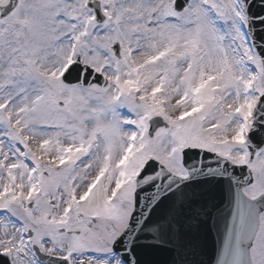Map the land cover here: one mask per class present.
<instances>
[{"label":"snow or ice","instance_id":"6c2138e0","mask_svg":"<svg viewBox=\"0 0 264 264\" xmlns=\"http://www.w3.org/2000/svg\"><path fill=\"white\" fill-rule=\"evenodd\" d=\"M146 252L264 264V0H0V264Z\"/></svg>","mask_w":264,"mask_h":264},{"label":"water","instance_id":"95a60500","mask_svg":"<svg viewBox=\"0 0 264 264\" xmlns=\"http://www.w3.org/2000/svg\"><path fill=\"white\" fill-rule=\"evenodd\" d=\"M199 243L204 250V256L202 258L207 260L208 256H210L214 250L212 239L211 237L202 236ZM160 257L161 259H164V260H162V262H157V263L165 264V261L167 260V254L164 252H160V253L146 252L144 254L146 264H148L151 261H155L156 259H159Z\"/></svg>","mask_w":264,"mask_h":264}]
</instances>
